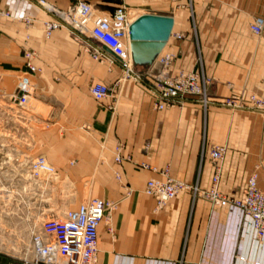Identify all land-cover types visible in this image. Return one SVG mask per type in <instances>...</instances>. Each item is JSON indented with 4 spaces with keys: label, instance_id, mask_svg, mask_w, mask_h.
Masks as SVG:
<instances>
[{
    "label": "crops",
    "instance_id": "0c3cea01",
    "mask_svg": "<svg viewBox=\"0 0 264 264\" xmlns=\"http://www.w3.org/2000/svg\"><path fill=\"white\" fill-rule=\"evenodd\" d=\"M49 1L65 8L73 0ZM105 2L113 9L115 2ZM144 2L148 9L138 16L173 17L157 56L171 51L175 69L203 70L212 103L187 97L156 108L150 61H136L130 34L127 44L141 80L124 77L118 61H100L86 50L96 41L89 31L60 27L47 36L48 14L37 0H0V10H10L0 13V186H91L88 198L114 200V230L101 222L96 264H264V236L257 235L250 215L204 193L217 163V186L224 192L240 193L254 171L264 189V111L250 104L252 93L264 98V29L257 34L250 27L255 16H264V0ZM28 50L37 66L32 95L47 106L46 115L29 106L22 113L6 94L28 70ZM97 80L112 86L103 100L90 90ZM231 96L241 106L223 103ZM119 144L121 161L115 159ZM213 144L225 146L219 162L210 154ZM42 151L60 181L41 184L30 177L28 161ZM167 174L187 185L159 207L145 187L150 177Z\"/></svg>",
    "mask_w": 264,
    "mask_h": 264
},
{
    "label": "built area",
    "instance_id": "2783aa9c",
    "mask_svg": "<svg viewBox=\"0 0 264 264\" xmlns=\"http://www.w3.org/2000/svg\"><path fill=\"white\" fill-rule=\"evenodd\" d=\"M39 7L48 17L44 20L45 33L50 36L54 29L66 27L72 32L86 34L96 40L92 45H87L86 50L98 60L118 61L126 77L143 79L141 73L134 69V60L131 48L127 44L130 34V25L133 19L129 16L124 4H117L111 10L97 12L90 0H73L65 8L47 0H37ZM0 13L10 14V10L1 9ZM27 23H32L33 18L26 16ZM93 23L91 26L90 23ZM251 29L260 34L264 29V16L257 15L250 22ZM178 36H182L179 34ZM108 48L109 51L106 49ZM34 51L28 50V70L21 74L16 82L15 90L6 92L22 110L27 109L28 96L33 90L31 72L37 66L32 61ZM175 55L167 51L155 57L148 67V76L151 77L149 85L154 92L156 108H165L174 104H182L187 97H192L204 106L212 103L209 96L208 85L210 78L203 70H194L174 67ZM92 95L97 100H103L112 92V86L97 80L90 86ZM251 107L264 111V98L256 93L250 95ZM223 103L231 106H241L236 96L227 98ZM123 146L116 148L115 159H123ZM210 154L219 162L225 154L223 144H213ZM143 166H148L142 161ZM216 174L213 185L205 189L204 193L215 203L229 202L251 217L252 225L259 237L264 236V189L259 186L258 173L254 171L248 178L247 185L238 194H228L217 186L220 164H216ZM28 172L36 183L53 182L58 174V168L40 152L28 161ZM187 184L184 180L167 174L164 178L150 177L145 190L155 196L159 207L166 205L181 188ZM7 189L12 194L14 208L21 207L24 202L25 186H11ZM195 190H199L197 185ZM33 190V188H32ZM35 193V192H34ZM9 194V195H10ZM9 204L10 198L4 200ZM2 202V203H3ZM115 205L112 199L92 196L81 201L76 207L69 208L62 215L46 216L41 223V229L34 231L31 241L33 258H25L24 262L14 264H96L100 224L106 221L109 229L114 230L111 224V208Z\"/></svg>",
    "mask_w": 264,
    "mask_h": 264
},
{
    "label": "rangeland",
    "instance_id": "374dc122",
    "mask_svg": "<svg viewBox=\"0 0 264 264\" xmlns=\"http://www.w3.org/2000/svg\"><path fill=\"white\" fill-rule=\"evenodd\" d=\"M47 1L54 3L49 0ZM90 1H92L97 12L101 10L106 11L109 8V3L105 2L106 0ZM111 1L115 2L114 6L124 4L132 19L148 9L144 0ZM42 11L44 12V10ZM103 62H108V59ZM129 78L135 79L133 77ZM32 92L28 96L26 106L32 107L39 113L46 115L47 106L35 99ZM21 111L24 114L27 113L25 110L21 109ZM43 153L46 154L45 151ZM61 177L58 173L54 181H60ZM46 183L51 182L47 181L41 184ZM12 188L11 186H0V264H8V262L14 264L15 262H24L25 258L32 259L33 252L30 247L32 235L34 231L41 229L42 220L46 216L62 215L66 210L75 207L80 201L85 200V198L91 195V186H25L24 202L21 207L17 206V208H14L12 205V198L15 196L14 192L10 194L7 191V189L13 190ZM35 197H37V201L33 203L32 200ZM9 198V204H5L3 201ZM58 198L63 199L64 202H57ZM47 201L51 203L50 208L47 207ZM29 264L35 263L30 262Z\"/></svg>",
    "mask_w": 264,
    "mask_h": 264
},
{
    "label": "water",
    "instance_id": "95a60500",
    "mask_svg": "<svg viewBox=\"0 0 264 264\" xmlns=\"http://www.w3.org/2000/svg\"><path fill=\"white\" fill-rule=\"evenodd\" d=\"M173 17L143 13L130 25L131 48L136 61L152 62L170 36Z\"/></svg>",
    "mask_w": 264,
    "mask_h": 264
}]
</instances>
